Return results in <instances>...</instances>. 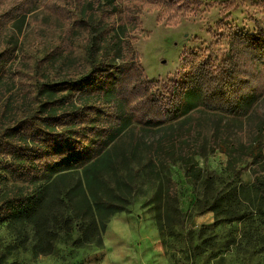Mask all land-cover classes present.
<instances>
[{
  "label": "trees",
  "instance_id": "trees-1",
  "mask_svg": "<svg viewBox=\"0 0 264 264\" xmlns=\"http://www.w3.org/2000/svg\"><path fill=\"white\" fill-rule=\"evenodd\" d=\"M40 4L52 17L40 27L50 36L0 34V224L30 227L43 255L76 231V244L101 246L110 217L133 204L132 164L147 162L167 249L166 229L184 223L172 167L197 181L196 158L220 152L229 170L253 176L242 190L249 197L235 200L251 201L252 217L236 205L227 214L264 225V28L234 35L219 65L203 61L155 83L134 48L143 11L164 7L176 26L202 1L29 0L7 17ZM221 4L231 11L237 3Z\"/></svg>",
  "mask_w": 264,
  "mask_h": 264
},
{
  "label": "rangeland",
  "instance_id": "rangeland-1",
  "mask_svg": "<svg viewBox=\"0 0 264 264\" xmlns=\"http://www.w3.org/2000/svg\"><path fill=\"white\" fill-rule=\"evenodd\" d=\"M26 1L29 0H0V34L12 29L22 38L50 36L51 29L40 28L52 18L42 4L38 9L29 6L7 17L14 5ZM200 1L204 6L197 13L181 17L176 26L168 24L169 13L164 7L143 11L142 29L134 35V48L150 81L163 83L179 78L203 61L219 65L234 35L253 34L264 28V0H235L236 7L231 11L221 4L230 0ZM214 3L218 4L207 6ZM155 131L144 134L148 139ZM81 158L74 159L72 164ZM196 164L204 170L203 178L197 181L189 179L179 164L172 167L170 177L178 186L184 223L166 229L167 249L156 209L149 204L155 189L147 162L136 161L132 164L137 171L136 189L130 191L133 204L110 217L101 246L76 244L81 236L76 231L71 239L59 241L53 254L43 255L33 250L35 234L30 227L3 223L0 264H264V225L257 218L234 221L227 214L230 206L235 205V210L248 214V218L255 212L251 201L239 206L235 202L249 197L242 190L253 183L251 168L229 170L227 157L220 152L197 157ZM139 165L142 169L138 172ZM3 177L0 170V191Z\"/></svg>",
  "mask_w": 264,
  "mask_h": 264
}]
</instances>
